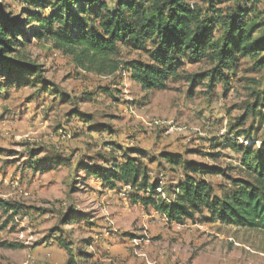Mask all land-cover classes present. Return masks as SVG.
<instances>
[{
  "label": "rangeland",
  "instance_id": "374dc122",
  "mask_svg": "<svg viewBox=\"0 0 264 264\" xmlns=\"http://www.w3.org/2000/svg\"><path fill=\"white\" fill-rule=\"evenodd\" d=\"M5 1L16 13L23 8L21 0ZM194 3L207 11L208 0ZM231 6L218 8L228 11ZM39 13L48 16L50 10ZM53 30L60 33L63 28L55 25ZM30 40L18 58L36 64L41 73L23 83L1 85L0 264H71L72 259L74 264H264L263 231L200 215L197 222L170 225L153 208L133 203L136 191L131 187L119 184L111 190L103 180L76 168L99 156L120 160L132 150L146 154L151 182L161 180L162 188L180 182V170L158 160L162 153L246 178L240 155L225 144L231 140L261 147L264 101L256 106L255 94L264 92V67L258 66L263 56L239 58L226 88L222 81L211 90L208 81L191 88L193 76L214 67L205 59L185 61L180 77L171 80L166 91L144 93L128 72H86L52 43ZM153 48L150 43L123 48L121 60L150 62ZM246 114L248 120L238 127V119ZM233 127L238 129L232 132ZM250 128L251 145L243 138L235 140L236 132ZM32 152L34 160L48 158L47 171L28 169ZM56 156L68 164L50 159ZM205 180L218 193L229 187L221 175ZM13 207L19 208L17 214L9 211ZM70 214L73 221L67 223ZM61 239L76 251L68 253Z\"/></svg>",
  "mask_w": 264,
  "mask_h": 264
},
{
  "label": "trees",
  "instance_id": "16d2710c",
  "mask_svg": "<svg viewBox=\"0 0 264 264\" xmlns=\"http://www.w3.org/2000/svg\"><path fill=\"white\" fill-rule=\"evenodd\" d=\"M21 1L23 8L16 13L5 0H0V77L3 79L0 95L3 83L8 86L23 83L28 76L41 73L36 64L18 58L21 46L30 43V39L52 43L83 71L100 76L128 72L144 93L166 91L168 83L180 77L185 61L195 64L208 59L214 65L210 72L191 78L192 89L198 81H208L211 90L218 81L229 87V73L239 58L264 57V11L260 10L264 0H208L206 12L197 8L195 0ZM226 3H232L228 11L218 8ZM47 9L48 16L39 13ZM32 25L34 29H30ZM55 25L63 30L56 33ZM146 43L154 47L149 54L150 62L121 60L123 48L139 49ZM258 66L264 67V61ZM255 96L258 106L264 101V92ZM254 110L251 116L255 115ZM248 118L246 114L238 119V127ZM261 124L264 127V121ZM238 127H233L232 132ZM252 129L236 132L235 140L243 138L251 145ZM254 135L257 136V130ZM226 143L227 148L240 155L246 178H234L217 167L188 164L180 155L162 153L158 160L180 170L177 186L162 188L161 180L151 182L150 170L143 161L146 154L132 150L125 151L120 160L99 156L86 164L79 162L76 168L103 180L104 186L111 190L119 184L131 187L136 191L133 203L153 208L170 225L197 222L200 215L210 217L211 222L264 232V132L261 147H244L231 140ZM36 157L32 152L28 169L44 171L48 158L34 160ZM50 159L58 165L66 163L57 156ZM209 175L223 176L229 187L218 193L205 180ZM8 209L14 214L19 210ZM71 216L65 220L67 223L73 221ZM60 241L68 253L76 251L63 239Z\"/></svg>",
  "mask_w": 264,
  "mask_h": 264
},
{
  "label": "crops",
  "instance_id": "0c3cea01",
  "mask_svg": "<svg viewBox=\"0 0 264 264\" xmlns=\"http://www.w3.org/2000/svg\"><path fill=\"white\" fill-rule=\"evenodd\" d=\"M47 164V163H46ZM68 163L66 162V163H64V165H67ZM31 172H33L32 170H30ZM45 171H47V170H44V172ZM33 173H36V174H39V173H43V171H37V172H33ZM85 173V172H84ZM86 174V173H85ZM86 176H88L87 174H86ZM98 182L100 181L99 179L97 180Z\"/></svg>",
  "mask_w": 264,
  "mask_h": 264
},
{
  "label": "built area",
  "instance_id": "2783aa9c",
  "mask_svg": "<svg viewBox=\"0 0 264 264\" xmlns=\"http://www.w3.org/2000/svg\"><path fill=\"white\" fill-rule=\"evenodd\" d=\"M23 220H24V221H27V220H28L27 216H25V217L23 218ZM21 238H22V237H21Z\"/></svg>",
  "mask_w": 264,
  "mask_h": 264
}]
</instances>
